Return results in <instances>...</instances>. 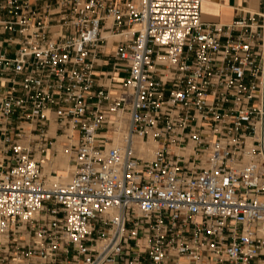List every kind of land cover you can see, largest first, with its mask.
Returning <instances> with one entry per match:
<instances>
[{
    "label": "built area",
    "instance_id": "2783aa9c",
    "mask_svg": "<svg viewBox=\"0 0 264 264\" xmlns=\"http://www.w3.org/2000/svg\"><path fill=\"white\" fill-rule=\"evenodd\" d=\"M201 2L0 0V264H264V0Z\"/></svg>",
    "mask_w": 264,
    "mask_h": 264
},
{
    "label": "crops",
    "instance_id": "0c3cea01",
    "mask_svg": "<svg viewBox=\"0 0 264 264\" xmlns=\"http://www.w3.org/2000/svg\"><path fill=\"white\" fill-rule=\"evenodd\" d=\"M261 8V0H202L201 16L206 22L229 24L248 12Z\"/></svg>",
    "mask_w": 264,
    "mask_h": 264
},
{
    "label": "bare ground",
    "instance_id": "6f19581e",
    "mask_svg": "<svg viewBox=\"0 0 264 264\" xmlns=\"http://www.w3.org/2000/svg\"><path fill=\"white\" fill-rule=\"evenodd\" d=\"M111 41H115V39L111 38ZM135 141L141 155H143L146 158L153 157L154 149L156 146V143L153 140H150L148 143H143L140 139H135ZM60 149L61 152L59 153V155L55 159H53L54 161L53 166L55 167L54 169L59 173V175L54 176L51 174L52 167H50V165L45 167V172L49 174V180L51 182L59 181L64 183L70 179L71 174L74 170V163H72V161L70 160L69 149H63V145L60 146Z\"/></svg>",
    "mask_w": 264,
    "mask_h": 264
},
{
    "label": "rangeland",
    "instance_id": "374dc122",
    "mask_svg": "<svg viewBox=\"0 0 264 264\" xmlns=\"http://www.w3.org/2000/svg\"><path fill=\"white\" fill-rule=\"evenodd\" d=\"M2 37H6V36H2ZM123 75H125V73H123ZM60 143L63 145V149H68V146L66 145L67 144L66 142H64V141L60 142L59 141L57 146H55L54 148L49 149L47 154L41 157V160H42L43 166H44V172H45V167L50 165V167H52L51 174L54 175V176H58L59 175V173L54 169L55 167L53 166L54 165L53 159H55L59 155V153L61 152L60 151L61 150L60 146H62V145ZM59 144H60V146H59ZM73 159H74V157H73L72 153H70V160L72 161V163H73ZM198 163H199V160H198ZM47 175L49 176V174H47Z\"/></svg>",
    "mask_w": 264,
    "mask_h": 264
}]
</instances>
